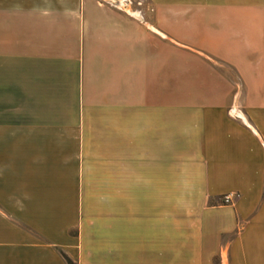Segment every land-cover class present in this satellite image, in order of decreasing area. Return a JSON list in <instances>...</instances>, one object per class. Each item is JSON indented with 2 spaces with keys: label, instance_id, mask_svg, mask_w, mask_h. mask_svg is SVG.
<instances>
[{
  "label": "crops",
  "instance_id": "crops-1",
  "mask_svg": "<svg viewBox=\"0 0 264 264\" xmlns=\"http://www.w3.org/2000/svg\"><path fill=\"white\" fill-rule=\"evenodd\" d=\"M150 1L0 0V264H264V0Z\"/></svg>",
  "mask_w": 264,
  "mask_h": 264
},
{
  "label": "rangeland",
  "instance_id": "rangeland-1",
  "mask_svg": "<svg viewBox=\"0 0 264 264\" xmlns=\"http://www.w3.org/2000/svg\"><path fill=\"white\" fill-rule=\"evenodd\" d=\"M148 1L150 2V4L152 6H154V4L150 0H148ZM152 13H154V12L145 13L144 16H147V14L150 15ZM214 67L218 72L226 75V77L232 82V84H234L235 89H237V90L242 89L241 83H240L236 73L234 71H232L229 67L223 65L220 62L219 63L215 62ZM228 195L232 196V200L230 202H226V199H225L226 196H228ZM240 198H241L240 193H237V192L225 193V194L220 195L216 200L210 201V203H214L216 205H230V206H232V205L236 204ZM218 264H219V261H218Z\"/></svg>",
  "mask_w": 264,
  "mask_h": 264
},
{
  "label": "built area",
  "instance_id": "built-area-1",
  "mask_svg": "<svg viewBox=\"0 0 264 264\" xmlns=\"http://www.w3.org/2000/svg\"><path fill=\"white\" fill-rule=\"evenodd\" d=\"M108 2L118 9L129 10L133 13H137L141 17L148 12H154L155 7L150 4L148 0H108ZM226 202L232 200V196H226Z\"/></svg>",
  "mask_w": 264,
  "mask_h": 264
},
{
  "label": "trees",
  "instance_id": "trees-1",
  "mask_svg": "<svg viewBox=\"0 0 264 264\" xmlns=\"http://www.w3.org/2000/svg\"><path fill=\"white\" fill-rule=\"evenodd\" d=\"M70 263H71V261H70Z\"/></svg>",
  "mask_w": 264,
  "mask_h": 264
}]
</instances>
